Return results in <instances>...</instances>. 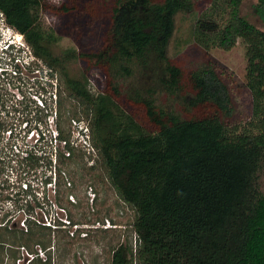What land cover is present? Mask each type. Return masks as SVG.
Here are the masks:
<instances>
[{
  "label": "trees",
  "instance_id": "obj_1",
  "mask_svg": "<svg viewBox=\"0 0 264 264\" xmlns=\"http://www.w3.org/2000/svg\"><path fill=\"white\" fill-rule=\"evenodd\" d=\"M43 1L0 0V15L6 26L24 38L34 58L58 76L67 96L84 106L91 147L119 198L136 213L135 252L121 244L113 251L112 264H264L260 184L264 170V0H256L253 6L260 26L242 14L245 0H114L98 45L61 53L54 51L58 41L54 32L40 23ZM87 2L64 0L60 5L45 4L44 9L66 19L86 11ZM202 3L209 5L190 31L194 41L206 49L225 51L239 40L245 46L252 114L244 124L230 125L235 115L233 96L214 67L192 70L184 85L181 68L169 58L177 16L195 11ZM79 61L87 64L79 75H72L69 66ZM156 68L151 86L122 90V81L136 72L149 76ZM92 69L105 73L106 92L95 95L89 90ZM162 94L180 99L184 110L204 106L210 111L203 117L184 118L182 111L168 110L161 102ZM120 99L141 105L148 124L126 111ZM60 108L55 113L57 121ZM34 129L38 143L44 134L38 127L24 137ZM7 132L12 153L7 164L0 155V176L6 178L0 191L5 188L8 197L14 194L7 174L11 172L16 176L12 186L19 184L30 200L11 199L14 210L29 217L26 232H17L14 224L6 222L8 214L1 211L0 193L1 253L5 245L17 244V240L23 245L39 239L41 244L47 237L41 231L47 227L37 225L29 209L30 204L40 205L35 187L45 189L51 184V172L58 194L64 166L77 164L74 155L82 149V140L72 139L74 131L67 132L56 123L49 167L40 171L42 156L36 147L17 150L18 135L0 121V143ZM37 176L40 180L35 184L31 178Z\"/></svg>",
  "mask_w": 264,
  "mask_h": 264
},
{
  "label": "rangeland",
  "instance_id": "obj_2",
  "mask_svg": "<svg viewBox=\"0 0 264 264\" xmlns=\"http://www.w3.org/2000/svg\"><path fill=\"white\" fill-rule=\"evenodd\" d=\"M44 1L40 23L44 29L53 31L57 37L58 41L54 46L56 53L68 49L80 52L97 46L104 35L105 23L114 4V0H88L85 3L86 11L75 12L63 19L45 10L44 5H60L64 0ZM255 3L256 0H245L242 14L250 22L260 26L253 9ZM208 5L209 3H202L195 11L177 16L176 32L169 47V58L174 65L181 68L184 85H187L188 74L192 70L207 65L214 67L228 84L233 96L235 115L229 122L230 125L239 122L244 124L252 114V98L246 85L247 60L243 42L239 40L236 47L229 51L217 47L206 49L196 43L190 34L196 19ZM9 44L12 48L7 50ZM86 64L84 61L72 62L69 66L71 74L79 75ZM156 71L157 68L151 71L149 76L136 72L134 77L122 81V90L151 86L155 83L152 79L156 81ZM88 75V88L93 94L106 92L108 78L103 71L92 69ZM58 80L57 75H51L50 71L34 58L24 38L6 26L0 15V121L11 126L18 135V140H15L17 150L27 145L35 146L42 156L41 171L49 167L52 153L50 138L55 137L56 123L67 132L72 129L73 140H82L81 152L74 155L77 164H66L63 168L65 175L62 174L60 192L58 194L54 192V175L51 172L48 173L53 176L51 184L45 189L41 185L35 187L37 190L34 193L39 198L40 205L30 204L29 209L40 221L37 225L47 226V229L41 230L47 237L41 244L39 239L38 241L35 239L28 243L23 242V245L20 244V240H17V244L5 245L3 253L0 251V264H112L113 251L118 246L121 244L131 246L134 252L137 246V237L133 229L136 213L119 198L106 176L98 154L91 147L84 106L78 100L69 98ZM185 89L189 92L187 87ZM56 93L57 98L61 94V99L58 98L59 104ZM180 101L175 98L173 100L165 94L161 96V102L168 110L178 109L182 111L184 118L203 117L210 111L204 106L187 111L183 106L180 107ZM119 104L143 124H148L144 119L141 105L132 104L125 99H120ZM59 108L61 118L57 121L55 113ZM79 119L81 122L76 127L71 120ZM35 127L44 132L38 143L36 142L39 135L36 129L24 137L28 130ZM8 138L7 132L0 143V155L4 159L2 163L5 164L9 162L12 153ZM17 150L14 148L15 153ZM79 154L82 155L80 158ZM7 174L10 187H14V190L10 188L9 192L13 190L14 194L8 197L5 188L0 191L3 196L1 211L8 214L6 219L8 225L14 224L12 228L17 232H26V226L23 227L22 221L29 217L25 216L23 211L14 210L11 199L24 201L25 198L28 200L30 198L21 192L19 184L12 186L16 176L11 172ZM37 177L38 179L31 178L35 184L40 180V177ZM5 179L0 176V186ZM260 184L264 193V170ZM42 196L44 200L40 199ZM49 222L52 223V227H48ZM32 255L35 257L38 255V258L29 263Z\"/></svg>",
  "mask_w": 264,
  "mask_h": 264
},
{
  "label": "built area",
  "instance_id": "obj_3",
  "mask_svg": "<svg viewBox=\"0 0 264 264\" xmlns=\"http://www.w3.org/2000/svg\"><path fill=\"white\" fill-rule=\"evenodd\" d=\"M2 17V16H1ZM3 20V19H2ZM4 22V21H3ZM9 45H11V44H9ZM9 45H7V49L9 50ZM9 47V48H8ZM73 123H74V125L77 127L78 126V122H75V121H73ZM32 219H36L35 218V216H33L32 217ZM37 220V223H38V219H36ZM40 222V221H39ZM22 223H23V227H25L26 226V224H25V221H22ZM52 227V223H50L49 222V226L48 227ZM47 227V226H46ZM26 228V227H25ZM35 258H38V255H36V257H35V255H32V256H30V260L28 261L29 263H31Z\"/></svg>",
  "mask_w": 264,
  "mask_h": 264
}]
</instances>
